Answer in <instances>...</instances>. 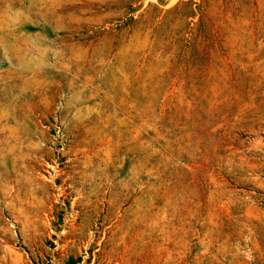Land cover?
I'll return each mask as SVG.
<instances>
[{
    "label": "rangeland",
    "instance_id": "1",
    "mask_svg": "<svg viewBox=\"0 0 264 264\" xmlns=\"http://www.w3.org/2000/svg\"><path fill=\"white\" fill-rule=\"evenodd\" d=\"M135 1L0 0V264H264V0Z\"/></svg>",
    "mask_w": 264,
    "mask_h": 264
},
{
    "label": "trees",
    "instance_id": "2",
    "mask_svg": "<svg viewBox=\"0 0 264 264\" xmlns=\"http://www.w3.org/2000/svg\"><path fill=\"white\" fill-rule=\"evenodd\" d=\"M214 1L215 0H183L179 2L174 9L180 10L179 14L184 17L186 23L185 26L176 30L171 40H185L186 44H193L197 43L202 37H208L209 35H212L209 32L207 33L205 26L208 25V28H210L209 30H213L214 24L212 19V11ZM135 3H137V1L131 0V2L125 5L130 14H133L140 9V7H134ZM166 3L167 0H157V3H150L149 7L152 8L154 12H158V14L154 16V13H150L148 11L146 16L142 15V18L146 22L151 23V25L157 29L159 21L158 19L162 13V10L159 9V6H165ZM137 22L138 21L132 15L130 18H128L125 25ZM66 264H80V261L71 258L66 262Z\"/></svg>",
    "mask_w": 264,
    "mask_h": 264
}]
</instances>
